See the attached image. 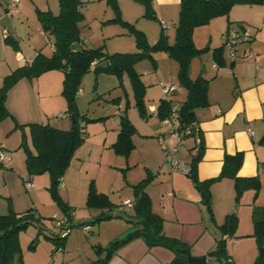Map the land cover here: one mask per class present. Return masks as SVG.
Here are the masks:
<instances>
[{"label":"rangeland","instance_id":"374dc122","mask_svg":"<svg viewBox=\"0 0 264 264\" xmlns=\"http://www.w3.org/2000/svg\"><path fill=\"white\" fill-rule=\"evenodd\" d=\"M147 1L115 0L117 5L115 7L112 0H82L80 10L83 17L79 22V28L85 38V45L89 48L102 45L107 53L134 52L137 50L134 29L144 32L150 43L155 42L154 40H157L162 31L172 42L175 37L178 12L174 17L164 19L152 17L150 4ZM37 10H51L53 13H57L58 0H20L17 8L9 5L7 0H0V88L5 82L6 76L18 67L19 59L24 60L25 56L31 58L39 50L46 54L52 51L51 44L42 30ZM223 16L226 17V15ZM223 16L219 18L221 21L224 19ZM163 23L166 24L165 28H163ZM3 30H6L7 35L15 38L17 42H5L6 33ZM219 30L220 26L215 25V22L211 25L207 23L196 26L193 31V41L198 47L209 45L213 48L217 44L216 40L221 37ZM153 57L154 61L151 57H143L134 64V69L140 73L144 84V102L147 109L144 115L136 105L133 86L127 72L123 74L121 80L114 75L116 86L105 89V92H100L103 88L101 86L103 81L101 78L98 79L93 71H89L83 76L80 88L86 90L87 86L91 92L88 98L86 96L80 99L78 106L82 115H85V118L81 119L85 125V138L77 149L76 157L72 159V163L63 173V176L65 174L72 175L76 190L82 186H89V183L93 181L97 189H116L114 191L117 193L123 188H128L127 179H135L136 182H139L137 180L150 175L149 171L143 167V160H146L144 152L152 155L150 160L152 166L157 162L156 154L159 155V151L164 155L160 136H169L170 129L153 114L151 104H157L161 98L182 101L186 96V91L182 86H178L177 92H170L168 95L164 93V86H169L172 83L178 85V64L164 50L155 51ZM194 69L190 70L189 68V75L192 78L195 74ZM46 73L53 75L46 82L40 75L31 79L21 77L7 90L6 104L12 117L9 116L0 122V150L9 151L11 157L19 159V163L17 162L16 166H12V168H10V162L6 161L5 164H0V214L8 212L9 201H19L17 196L21 194L22 190L27 196L34 194L36 190L38 194L35 201L32 202V206L44 217L47 228H44L43 232L51 238L46 237L33 224L19 231L18 241L22 255V262L20 261L19 264H63L64 256L70 257L73 264H78L80 259H88V255L92 258L89 260L96 258L93 256H97V252L90 247L91 243L95 242L96 232L83 231L80 225L73 226L69 236L73 235L74 241L67 247L66 240L69 236L60 235L61 238L58 237L60 229L51 217L54 212L63 216V209L48 189L50 184L48 172L29 174L25 164L24 148L20 145L22 128L16 127L19 122L16 121L14 117L16 115L11 111H16L20 116L32 118L31 120H36L41 115L44 116L45 113L44 120H37L57 124L55 122L60 123L64 119L69 121V126H71V118L66 112L67 105L62 111L57 110L56 107L59 106L58 100H62L64 97L62 76L58 79L62 72L58 69H51ZM56 73L57 81L54 77ZM87 75L91 77L89 83H86L85 80ZM77 95H82L80 90ZM58 114L64 115V117L60 118L61 115ZM121 114L127 115L135 127L133 134L135 149L132 158L139 163L130 170H123L120 167L115 160L120 158V154L112 151L110 147V135L116 136V130L119 129V122L115 124L113 119H118ZM24 130L28 133L29 129L27 127ZM107 134L109 137L106 139ZM186 137H190V135ZM173 142L174 140L169 139L170 145ZM179 154L178 151L177 155L179 156ZM21 170L26 172L21 173ZM21 176L24 179L26 176L32 178L30 189H26ZM58 192L61 199H66V187L59 185ZM110 197L114 202L119 203V199H116L115 195L113 197L111 192ZM26 204L22 205L20 210L27 208ZM254 206L264 205L255 203ZM77 209L79 212L77 220H80L86 210L83 204ZM93 224L91 227H95ZM33 241L35 242L34 248L30 247Z\"/></svg>","mask_w":264,"mask_h":264},{"label":"crops","instance_id":"0c3cea01","mask_svg":"<svg viewBox=\"0 0 264 264\" xmlns=\"http://www.w3.org/2000/svg\"><path fill=\"white\" fill-rule=\"evenodd\" d=\"M179 2L180 0H151V5L155 16L164 19L174 17L177 14ZM219 18H222V16L215 17L208 23L211 25L215 22V25L220 26L219 33L221 37L216 40L215 43L217 44L214 47L222 44L229 20L233 21L230 25L233 29L238 28L239 24L242 25L245 34L234 49L225 45L224 65L219 66L214 62L212 48L209 45L208 51L193 58L190 63V70L195 68L194 77L202 75L209 79L208 104L197 107L194 111V123L199 129L200 137L204 143L202 158L197 163V177L199 181H207L217 177L222 167L224 154H234L237 151H242L243 161L237 175L241 177L258 175L261 183L260 190L255 195L253 189H245L239 199L236 200L232 179L225 177L214 180L210 184L213 212V217H211L205 204L201 201L200 192L195 187L192 178L187 174L172 170L165 162L163 152L159 151L160 154H156L157 162L153 166L150 162L152 155L144 152L146 160H143V167L152 175L150 183L146 187V192L151 198L153 211L163 218L164 232L186 243L190 255L195 257L205 255L207 264H221L210 257L208 252L215 246L216 240L222 236V231L218 226L224 221L227 214L235 212L238 217L235 232L237 236L228 238L229 253L234 264H251L257 252L255 239L251 235L253 229L252 209L255 203L264 205V144L259 142L261 136L264 135V4H236L230 9L229 14L222 19L223 21ZM34 56L31 58L25 56L24 60L19 59L18 66L29 63ZM47 74L45 72L40 75L45 82L53 76ZM105 74L100 73L97 75L98 79L101 78L103 81L101 85L103 88L100 92H105V89L116 86L114 75ZM61 76L62 74L60 77L58 76V79ZM54 77L57 81V73ZM90 79L91 77L87 75L85 78L86 83H89ZM86 90L80 88V94L82 93V95L76 96L77 106H79L82 97L87 96L88 98L91 95L87 86ZM177 91L178 85L175 92ZM169 93L165 94L168 95ZM58 101L57 110L62 111L66 105V100L62 97V100L59 99ZM177 102L173 101V103ZM157 104H151L153 114L157 113ZM11 111L16 115L14 117L19 123L42 121L37 119L44 120V116L46 118L44 113V116L41 115L42 118L38 116L40 118L31 120L32 118H26V116L18 115L14 110ZM79 112L82 114L81 111ZM62 117L64 115H61L60 118ZM113 120L116 124L119 122V117ZM68 122L63 119L60 123L55 122L57 124L44 121L39 123H50L57 128L68 129L70 127ZM118 130L117 128L116 136L110 135L111 148L116 140ZM107 137H109V134H107L106 139ZM200 137L194 134L183 138V142L179 147V157L181 159L186 162L190 161L191 155L196 152V148L193 149L192 147L197 145ZM167 138L168 143L169 139L173 141L172 137L168 136ZM104 143L106 142L104 141ZM133 143L134 148L127 156L120 154V156L117 155L120 158L115 159L123 170L133 169L139 163L132 158L135 149L134 140ZM76 153L77 150L72 159L76 157ZM72 159L70 163H72ZM6 161L10 162V168L15 167L17 162L19 163V159L16 160L15 157H11L9 161H0V164H5ZM25 172L21 170V173ZM23 179V176H21V180ZM136 183L135 179H127L128 188H123L117 193L115 192L116 189L100 190L98 188V191L108 195L114 205L110 209H96L86 207L88 185L76 190V184L71 174L68 176L65 174L62 177L60 186L66 187L67 191L66 199L62 198L66 207L63 210V216L67 215L68 219L75 225L83 223V225L91 226L95 223L93 224L95 227H91L89 231L96 232L95 242L91 243L90 247L97 252V256H93L96 258L89 260L92 258L88 255V259H80L78 264H99V259L105 258V249L102 250V248H108L112 242L123 238L136 228V225L130 221L133 219L134 214L132 209L134 201L133 185ZM109 191L113 197L115 195L116 199H119V203L112 200ZM21 194V197L20 195L17 196L19 201H9L7 211L11 208L20 212L29 207H34L32 202L37 198V191L35 190L34 194L27 196L22 190ZM125 200H128L129 204H125ZM25 204L27 208L20 210L22 209L20 207ZM82 204L86 211L80 220H77L79 213L77 207ZM35 210L37 211L36 208ZM1 213L4 214V212ZM100 214L111 215V217L95 221V218ZM72 228L73 226L69 234ZM69 234L66 236H69ZM73 241L74 236L70 235L66 240V247ZM98 246L101 247L100 252L95 248ZM176 256L174 251L166 247H149L142 238L137 237L118 248L105 264H186V256L185 263L174 262ZM62 263L73 264L70 257L67 256H64Z\"/></svg>","mask_w":264,"mask_h":264},{"label":"trees","instance_id":"16d2710c","mask_svg":"<svg viewBox=\"0 0 264 264\" xmlns=\"http://www.w3.org/2000/svg\"><path fill=\"white\" fill-rule=\"evenodd\" d=\"M112 1L117 7L115 0ZM81 2L82 0H58L57 13H53L51 10H37L42 30L51 44L52 51L46 54L39 50L29 63L18 66L8 74L0 88L1 122L9 116L12 117L6 104L7 90L19 78L31 79L51 69H58L62 72V94L66 100V112L72 120L71 126L68 129H60L50 123L27 122L17 123L16 127L22 128L20 145L24 148L25 164L29 174L48 172L50 179L48 189L63 210L66 207L58 192V186L62 182L64 171L85 137V125L84 121L81 120L85 118V115L80 114L76 103V95L80 90L83 76L92 70L96 76L100 73L113 74L121 80L123 74L127 72L133 86L136 105L141 114L144 115L147 110L144 102V84L140 73L135 71L134 64L143 57H151L154 61L153 53L157 50H164L178 64V86L185 89L186 96L177 103H173L172 99L161 98L156 106L157 115L161 120L167 117L171 118L177 124L178 129L182 130L194 123L195 109L208 104L209 79L202 75L194 78L189 75L192 59L209 50V46H196L193 41L194 28L209 23L215 17L227 16L230 9L236 4H264V0H180L175 37L172 42L162 31L157 40L150 43L144 32L134 29L136 51L107 53L102 45L94 48L85 45V38L79 28V22L83 17L80 10ZM147 2L151 8L150 15L155 17L151 0ZM232 23L233 21H228L224 34L229 31L237 33L239 39L235 41V47L245 33L242 25L239 24L238 28L233 29L230 27ZM4 33H6L5 42H17L15 38L7 35L6 31ZM225 45L223 39L221 45L211 49L212 58L219 66L225 63ZM93 62L94 64L91 66ZM175 90L171 93H175ZM174 104L179 105L176 117H172L171 114ZM80 123L83 124L82 127ZM27 127L28 133L24 130ZM134 131L135 127L127 115L121 114L119 116L118 134L112 144L116 153L127 156L132 151L134 148L132 139ZM197 135L200 137L199 129ZM259 142L264 144V135L261 136ZM192 148H196V152L191 155L190 161L187 162L190 166L187 175L192 178L195 187L199 190L201 201L205 204L211 217H213V212L210 184L214 180L225 177L232 179L236 200L239 199L242 191L248 188L253 189L254 194L257 195L261 187L259 176L241 177L237 175L243 161L242 151H237L234 154L225 153L218 176L207 181H199L197 163L202 158L203 139L200 137L197 145ZM151 176L148 175L133 185L132 209L134 214L130 221L136 225V228L123 238L112 242L108 248H102V250L105 249V258L99 259V264L108 262L118 248L137 237L142 238L149 247L162 246L174 251L177 255L174 262L185 263V255L180 250L187 249L186 243L167 235L163 230L162 216L153 211L151 198L146 192ZM113 205L108 195L98 191L94 182L91 181L87 190L86 207L110 209ZM109 217L111 215L100 214L95 218V221ZM251 217L253 224L251 235L254 237L257 247L256 255L251 264H264V206H253ZM30 224L38 227L42 233H44L43 229L47 228L44 217L37 213L34 207H29L20 212L9 208L8 212L0 214V264H19L20 261L22 262L18 233ZM82 225L83 223L80 224V227ZM237 225L238 217L235 212H232L227 214L224 221L218 226L222 231V236L216 240L215 246L208 252V255L213 257L215 261H219L221 264H234L229 253L228 238L237 236L235 234ZM72 226H75V223L72 222ZM60 231L59 238H61ZM45 236L51 238L47 234ZM34 243V241L31 242L30 247L34 248ZM96 250L100 252L101 247L98 246Z\"/></svg>","mask_w":264,"mask_h":264},{"label":"built area","instance_id":"2783aa9c","mask_svg":"<svg viewBox=\"0 0 264 264\" xmlns=\"http://www.w3.org/2000/svg\"><path fill=\"white\" fill-rule=\"evenodd\" d=\"M20 0H8L9 5H12L14 8H17L19 5ZM166 24L163 23V28H165ZM6 30H3L5 32ZM223 39L225 40L226 45H228L231 49H233L235 41L239 38H237V33L234 31H229L228 33L223 35ZM94 62L91 66H93ZM177 87L176 84H171L169 86H164L163 91L164 93H169L173 90H175ZM179 105L174 104L172 106L171 114L172 117H176L178 113ZM61 115V114H59ZM155 116H157V113H154ZM163 124L167 125V127L170 129L169 136L173 138L174 142L172 145L167 143L166 139L168 136H160V141L163 146L164 156H165V162L170 166L172 170L179 171L183 174H188L190 171L189 164L181 159L177 153L179 151V147L181 143L183 142V138L188 135L197 134L198 127L195 125V123L186 126L182 130H179L177 127V124L173 122V120L169 117L164 118L162 120ZM80 126L82 127L83 124L80 123ZM11 158V153L9 151L0 150V161L9 160ZM32 178L30 176H26L24 179L25 187L26 189H30L32 186ZM125 204H129L128 200L124 201ZM69 217L61 216L59 217L56 213L52 215V219H54L55 225L61 229L60 235L66 236L69 234L72 222L68 219ZM82 230L89 231L91 230L90 225H82ZM57 254V252H56Z\"/></svg>","mask_w":264,"mask_h":264},{"label":"water","instance_id":"95a60500","mask_svg":"<svg viewBox=\"0 0 264 264\" xmlns=\"http://www.w3.org/2000/svg\"><path fill=\"white\" fill-rule=\"evenodd\" d=\"M181 253L186 256V264H207L206 256L195 257L190 255L188 249H181Z\"/></svg>","mask_w":264,"mask_h":264}]
</instances>
